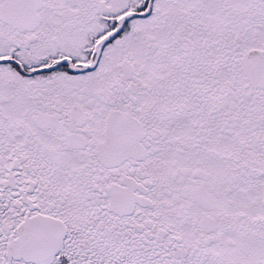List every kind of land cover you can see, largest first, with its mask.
<instances>
[{"label": "snow or ice", "instance_id": "1", "mask_svg": "<svg viewBox=\"0 0 264 264\" xmlns=\"http://www.w3.org/2000/svg\"><path fill=\"white\" fill-rule=\"evenodd\" d=\"M0 264H264V0H0Z\"/></svg>", "mask_w": 264, "mask_h": 264}]
</instances>
